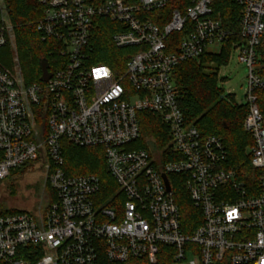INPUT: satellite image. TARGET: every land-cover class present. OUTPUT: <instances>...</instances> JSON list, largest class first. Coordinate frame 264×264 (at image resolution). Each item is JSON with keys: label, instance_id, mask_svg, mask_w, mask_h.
Wrapping results in <instances>:
<instances>
[{"label": "built area", "instance_id": "1", "mask_svg": "<svg viewBox=\"0 0 264 264\" xmlns=\"http://www.w3.org/2000/svg\"><path fill=\"white\" fill-rule=\"evenodd\" d=\"M214 1H41L37 30L56 44L59 59L49 81L29 86L0 64V182L44 160L57 199L37 218L0 216V264H98L103 252L112 264L155 262L161 246L172 249L173 264H264V0H228L241 8L237 28ZM173 3L168 22H154L151 14ZM107 23L114 46L132 50L124 64L97 62ZM13 34L11 24L0 26V49ZM174 34L182 36L170 42ZM227 44L249 68L244 129L254 142L253 186L229 167L222 139L204 136L179 106L178 65L220 55ZM40 107L46 134L36 124ZM145 112L168 130V144L157 151L142 133ZM144 137L146 148H130ZM63 141L102 149L118 187L113 206L98 205V176L66 173ZM180 185L202 221L192 231L176 201Z\"/></svg>", "mask_w": 264, "mask_h": 264}, {"label": "trees", "instance_id": "2", "mask_svg": "<svg viewBox=\"0 0 264 264\" xmlns=\"http://www.w3.org/2000/svg\"><path fill=\"white\" fill-rule=\"evenodd\" d=\"M42 0H3L7 19L13 26L15 43L20 64L26 83L32 85L41 83V62L47 61L49 70L59 59L56 44L52 41L43 42L37 24L43 19L45 5ZM177 3L171 4L166 10L151 14L152 19L163 27L170 19V12ZM214 8L231 28L238 27L240 6L228 0H215ZM2 8L0 6V26L2 25ZM110 23L100 31L96 43L97 62L113 66L118 61L124 64L126 53L132 50L117 49L112 42ZM182 34H174L170 42L180 40ZM9 48L0 49V54L10 55ZM134 51V50H133ZM264 62V44L260 50ZM232 52L231 44H227L220 55H205L198 60L181 63L175 70V81L179 89V106L188 123L193 124L204 136H216L222 139L228 151V165L235 169L239 179L253 186L257 182V172L251 164V155L247 153L253 147V137L246 133L244 121L248 114V107L242 108L232 103L218 87L219 67L228 62ZM2 61V57L0 58ZM4 65L9 64L3 63ZM142 132L145 137L155 138L160 147L169 142L168 130L161 123L159 117L153 113H140ZM47 112L43 107L36 110V124L46 134ZM141 146L146 148V143ZM63 156L65 170L69 176L93 174L98 176L103 185L98 205L106 207L114 205L112 198L117 194L118 187L107 171L105 156L100 148H79L63 141ZM53 191V190H52ZM52 203L56 201L53 191ZM176 201L180 207L182 220L188 231H192L202 222L198 211L194 208L190 196L183 185L176 191ZM20 213L16 211L0 212V216ZM98 264L109 263L100 254ZM125 264H173L172 249L161 246L155 262L149 259H134Z\"/></svg>", "mask_w": 264, "mask_h": 264}, {"label": "rangeland", "instance_id": "3", "mask_svg": "<svg viewBox=\"0 0 264 264\" xmlns=\"http://www.w3.org/2000/svg\"><path fill=\"white\" fill-rule=\"evenodd\" d=\"M0 6L3 10L2 24H11L7 19L3 0H0ZM6 48L11 50V54L8 56L0 54V58L2 57L0 64L18 80L22 81L24 86H28L21 71L20 64H18L15 34H13ZM238 56V50H233L230 53L228 62L219 67L218 87L232 103L238 107L246 108L248 104L249 68L239 61ZM262 60L263 56L261 57ZM3 63L9 64L10 67H7L8 65L6 66ZM262 63L264 62L262 61ZM144 142L145 137L142 141L132 145L130 148L138 149L142 147L141 144L143 145ZM154 143H156V140ZM152 145L153 147L156 146V148L154 147L155 151L162 149L158 144ZM247 153L250 154L251 149ZM53 196L52 187L49 183V173L45 168V161L38 160L37 162H32L20 169L14 170L7 179L0 182V212L2 210L8 212H23L37 218L45 214L52 203Z\"/></svg>", "mask_w": 264, "mask_h": 264}, {"label": "water", "instance_id": "4", "mask_svg": "<svg viewBox=\"0 0 264 264\" xmlns=\"http://www.w3.org/2000/svg\"><path fill=\"white\" fill-rule=\"evenodd\" d=\"M49 65L47 61H42L41 62V70H42V78L41 81L47 82L50 79V74L48 72Z\"/></svg>", "mask_w": 264, "mask_h": 264}]
</instances>
